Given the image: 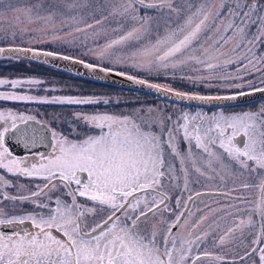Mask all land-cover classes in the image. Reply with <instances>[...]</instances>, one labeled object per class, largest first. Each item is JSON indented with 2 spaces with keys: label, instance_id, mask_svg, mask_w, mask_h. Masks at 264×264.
<instances>
[{
  "label": "rangeland",
  "instance_id": "obj_1",
  "mask_svg": "<svg viewBox=\"0 0 264 264\" xmlns=\"http://www.w3.org/2000/svg\"><path fill=\"white\" fill-rule=\"evenodd\" d=\"M142 1L166 5L143 9L131 0H0V46L50 50L195 94L264 86V0ZM18 59L0 58V116L33 118L53 128L64 151L52 170L88 173L81 190L86 197L76 198L84 202L86 219L100 222L140 188L161 190L168 202L138 224L148 223L150 264H160L155 247L164 244L188 198L198 192L162 248L173 260L178 255L189 264L195 255L211 254L214 259L196 264H225L229 244H245L244 249L235 246L237 256L250 249L259 230L264 235L263 98L196 107ZM237 134L245 137L242 145L231 140ZM0 178L15 194L32 191V183L1 173ZM139 194L113 224L111 241L102 237L101 261L130 264L131 251L138 254L141 242L127 223L144 203L163 200ZM72 201L68 195L60 204ZM23 205L0 194V209ZM237 217L244 223L241 236L240 225L234 227ZM250 254L246 264H258Z\"/></svg>",
  "mask_w": 264,
  "mask_h": 264
},
{
  "label": "flooded vegetation",
  "instance_id": "obj_2",
  "mask_svg": "<svg viewBox=\"0 0 264 264\" xmlns=\"http://www.w3.org/2000/svg\"><path fill=\"white\" fill-rule=\"evenodd\" d=\"M27 119L33 118L11 120L9 116H0V173L11 180L16 179L33 184L32 191L29 193L15 194L10 188V185H8V182L0 178L1 195L13 203H21V201H24V207H21V210L12 207H3L0 209V264H119L115 258L105 261L99 259L98 253L103 240L102 237H105L110 242L111 230L114 228L113 224L128 205L131 204V199H133L134 195L140 193L139 195L142 197L148 192L162 197L163 200L152 205L148 202L144 203L143 207H146L137 210L136 215H133L134 217L132 216L133 218L129 219L127 229L129 232L133 231L132 234H135L141 242V247L139 245L137 246V255L134 256L133 251H131L129 258L130 264H150L148 223L146 222L140 227L138 224L140 222L142 224L144 219L155 211L160 210L168 202L160 205L164 201L165 194L154 187L146 186L134 191L136 193L130 197L126 206L106 224L103 223L111 218L113 213L125 201L118 208L112 210L100 222L95 223L93 220L86 219L82 207L84 202L77 201L76 198L84 199L86 197L81 193V190L84 189V185L88 182V173L82 169H76L72 173H69V171L54 172L52 170V162L62 154L64 148L62 147L60 137L57 138L54 136L53 128L49 124L35 119L40 123H44L48 129L42 127L41 130L27 132L28 135L35 136L36 141L38 140L37 137H42L43 142L47 141L46 136L50 132L51 143L48 145L24 144L21 146H10L8 144L6 135ZM29 124L37 125L36 123ZM226 133H229L228 128H226ZM235 136L233 135L231 137L232 141ZM46 166L49 168L48 171H43L42 168ZM27 169H31L32 171L29 172ZM263 187L264 181L262 182L260 194L263 192ZM139 190L141 192H137ZM68 195L72 197L73 201L60 204V200L68 198ZM88 197L96 201L94 197ZM38 199H43V201L38 204L34 201ZM28 201L34 202L28 204L26 203ZM189 208L180 220V223L172 231L171 229L174 224L171 226L164 244L155 247L156 251H154L153 256L157 259L156 263L182 264L180 256L177 255V259L173 260L172 255L162 248L166 246L171 235L187 216ZM182 211L177 219L181 216ZM235 220L237 223L234 224V227L240 225L238 236H241V234L244 235L243 220L240 217L235 218ZM230 232L228 230L224 234L229 235ZM27 242L29 243L26 244ZM240 245L239 243L237 245L234 243L229 244L228 252L231 255L222 258L225 264H246L247 256L250 253L253 260H258V264L261 263V258L264 263V235L260 233V230L256 234V239L251 244L250 249L234 256L235 246ZM244 247L245 244H242L241 249H244ZM208 258L214 259V256L211 254L195 255L189 260V264H196L198 260ZM248 264L252 263L249 262Z\"/></svg>",
  "mask_w": 264,
  "mask_h": 264
},
{
  "label": "water",
  "instance_id": "obj_3",
  "mask_svg": "<svg viewBox=\"0 0 264 264\" xmlns=\"http://www.w3.org/2000/svg\"><path fill=\"white\" fill-rule=\"evenodd\" d=\"M131 1L134 2L138 7L143 9H153L166 5L165 2H144L142 0ZM6 57H17L26 60H31L93 82L117 86L125 89L137 90L157 96L167 101L197 107H226L245 104L264 98V87L254 88L230 94H195L184 91H178L175 89L167 88L162 85L155 84L153 82L147 81L145 79L133 75H129L127 73L108 69L96 64L83 61L81 59L39 48L13 45L0 46V58ZM29 123H36L38 126L31 125ZM42 127L48 129V127L45 126L44 123H40L35 119H27L21 124L17 125L9 134L6 135L8 144H10V146H21L24 144L48 145L51 143L50 132L48 136H46L47 141L44 142L41 139L42 137H37L38 140L36 141L35 136H30L27 134L28 131L41 130ZM233 141L238 145H242L244 143V136L242 134H238L233 138ZM137 192L141 191L139 190ZM204 192L210 193L211 191ZM200 193L201 192L195 193L188 198L187 204L184 207L181 216L174 223L171 231L174 230L175 227L180 223V220L183 218L191 202ZM132 195H134V193H132ZM132 195H130L125 200V202L117 209V211L113 213L111 218H109L103 224H106L114 216H116L126 206ZM165 202H167L166 195L164 201L161 202L160 205H163Z\"/></svg>",
  "mask_w": 264,
  "mask_h": 264
},
{
  "label": "trees",
  "instance_id": "obj_4",
  "mask_svg": "<svg viewBox=\"0 0 264 264\" xmlns=\"http://www.w3.org/2000/svg\"><path fill=\"white\" fill-rule=\"evenodd\" d=\"M6 58H8V57H6ZM9 58H11V57H9ZM15 59H18L17 57H14ZM20 59H22V58H20ZM19 60V59H18ZM34 62V61H33ZM37 63V62H36ZM58 71H60V70H58ZM61 72H63V71H61ZM64 73H66V72H64ZM66 74H68V73H66ZM69 75H72V74H69ZM72 76H74V75H72ZM77 77V76H76ZM80 78V77H79ZM83 79V78H82ZM84 80H86V79H84ZM89 81V80H88ZM100 84H102V83H100ZM110 86H112V85H110ZM115 87H117V86H115ZM157 97V96H156ZM197 107V106H196Z\"/></svg>",
  "mask_w": 264,
  "mask_h": 264
}]
</instances>
